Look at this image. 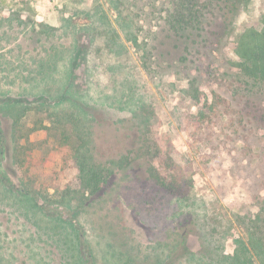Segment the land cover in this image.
Returning a JSON list of instances; mask_svg holds the SVG:
<instances>
[{
  "label": "rangeland",
  "instance_id": "rangeland-1",
  "mask_svg": "<svg viewBox=\"0 0 264 264\" xmlns=\"http://www.w3.org/2000/svg\"><path fill=\"white\" fill-rule=\"evenodd\" d=\"M170 9L172 0H0V264H220L236 241L264 264L250 240L264 220V81L231 68L264 0L200 3L195 29L177 33ZM75 46L94 156L123 167L85 202L68 189L81 140L43 106L63 93ZM125 81L145 101L144 123L119 107L131 104ZM208 95L221 105L204 116ZM171 195L187 202L179 220L160 209Z\"/></svg>",
  "mask_w": 264,
  "mask_h": 264
},
{
  "label": "trees",
  "instance_id": "trees-1",
  "mask_svg": "<svg viewBox=\"0 0 264 264\" xmlns=\"http://www.w3.org/2000/svg\"><path fill=\"white\" fill-rule=\"evenodd\" d=\"M213 1L214 0H172V6L174 9L172 11L170 9V18H168V23L171 26V29L176 33L186 29H195V21L198 17L196 11L193 12V10L199 6L200 3L211 4ZM234 52L239 61L232 63L231 68L233 70L248 78L257 81H264V18L261 19L256 26L249 27L244 31L234 46ZM77 54L78 48L75 46L69 57L64 61L65 85L63 93L60 94L59 100L54 101V104L51 105H46L44 103L43 106L52 107L54 114L63 120V124L67 122L72 123L79 139L81 140V145L75 149V154L73 156L74 166L78 173L68 189L70 192H76L79 194L82 201L85 202L102 192L114 174V167L116 168L120 166V164L114 161L111 163H100L94 156L93 123H90L91 118L88 112V95H80L72 81L75 66H77V57L79 55ZM42 62L45 63V58ZM46 64L47 62L45 65ZM44 69L49 70L47 66L46 68L44 66ZM206 72L209 81L214 86L218 85L216 78L212 77V71L206 69ZM120 87L122 91L128 90L129 93L132 94L130 100L131 104L129 105L130 107H128L127 103H122L123 105L119 106L120 109L129 108L134 117L144 123L146 116H144L145 101L143 100V97L141 95L140 97L136 96L134 87L131 86L128 81L121 83ZM220 102L221 101L217 100L216 97L211 99L210 95H208L205 106L203 107L204 116L211 115L214 112L216 105H221ZM4 107L9 111L10 108H13V105L6 104ZM117 164L118 166H116ZM121 164L124 165L125 163L123 162ZM22 166L23 162L22 165L20 164L19 168L21 169ZM120 168L123 167L120 166ZM31 171L34 172L35 175H42V170L39 167H33ZM1 186L3 193L5 192L12 199H18V192L3 182H1ZM27 197L30 198V196ZM162 199H164L165 202H161L162 205L160 204V209L168 211L164 216L175 220H179L185 216L181 210V208L187 204L185 200H174L173 195H171L170 198L165 196ZM33 206L39 210L42 209V207L37 204ZM263 223L264 220L259 216L255 221V227L257 229L250 232L252 248L262 261H264V239L261 236L262 232H259V229L263 230L261 228ZM236 242L238 243L236 252L233 255L223 254L221 256L220 264H253L250 249L239 244L240 241Z\"/></svg>",
  "mask_w": 264,
  "mask_h": 264
}]
</instances>
